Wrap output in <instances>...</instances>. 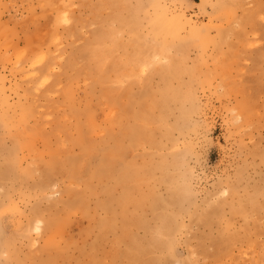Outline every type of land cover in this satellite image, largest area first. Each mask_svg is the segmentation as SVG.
Here are the masks:
<instances>
[{
  "label": "rangeland",
  "instance_id": "374dc122",
  "mask_svg": "<svg viewBox=\"0 0 264 264\" xmlns=\"http://www.w3.org/2000/svg\"><path fill=\"white\" fill-rule=\"evenodd\" d=\"M0 264H264V0H0Z\"/></svg>",
  "mask_w": 264,
  "mask_h": 264
},
{
  "label": "bare ground",
  "instance_id": "6f19581e",
  "mask_svg": "<svg viewBox=\"0 0 264 264\" xmlns=\"http://www.w3.org/2000/svg\"><path fill=\"white\" fill-rule=\"evenodd\" d=\"M10 159H11V158H10ZM10 161H11V160H10ZM6 163H8V162H6ZM9 163H10V162H9ZM9 163H8V164H9ZM5 169H6V167H5ZM46 181H47V180H46ZM47 182H48V181H47ZM44 183H45V181H44ZM49 185H50V184H49ZM45 186H46V185H45ZM172 201H173V200H172ZM163 220H164V221H169V217H168V216H165V217H163ZM161 223H162V221H161ZM161 223H160V224H161ZM35 225H36V224H35ZM162 225H163V224H162ZM167 226H168V225H167ZM35 228L39 230V226H38V225H36ZM167 228H168V227H167ZM165 231H166V230H165ZM167 231H168V230H167ZM167 231H166V232H167ZM166 232H165V233H166ZM151 238H152V240H153L152 243H154L157 237L151 236ZM135 243H136V244H135ZM134 244H135V245H134ZM134 247L141 248V244H139V242L134 241V242L130 245V250L127 252V254H129V255L133 254L132 251H133V248H134ZM141 252H142V249H141ZM142 253H143V252H142Z\"/></svg>",
  "mask_w": 264,
  "mask_h": 264
}]
</instances>
